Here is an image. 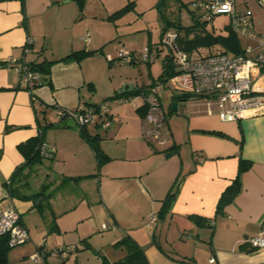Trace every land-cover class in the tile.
I'll list each match as a JSON object with an SVG mask.
<instances>
[{
  "label": "crops",
  "instance_id": "0c3cea01",
  "mask_svg": "<svg viewBox=\"0 0 264 264\" xmlns=\"http://www.w3.org/2000/svg\"><path fill=\"white\" fill-rule=\"evenodd\" d=\"M75 1L0 0V212L9 208L18 212L28 241L33 237L29 217L34 212L50 232L53 221L57 231H75L73 245L80 247L78 251L90 249L86 253L94 256L95 264H101L102 257L109 259L104 250L113 257L109 262L122 258L124 251L113 245L125 236L143 249L148 264H264V248L248 243L264 228V114L252 112L226 122L215 112L208 113L204 98L180 101L173 97L170 104H176V111L162 106L171 142L158 146L142 137V97L133 99L128 111L127 106L110 110L107 128L99 122L83 128L89 137H98L100 152L107 157L101 165L71 120L40 119L43 106L98 107L115 95L127 102L131 99L127 95L147 86L126 84L122 94H118L120 89L95 97L97 75L113 61L105 62L107 37L88 23L87 0L82 9ZM243 10L240 13L249 14L255 27L252 13ZM104 14L93 18L102 20ZM89 28L91 35L84 34ZM79 51L93 53L81 61H62ZM41 62H52L50 74L39 75L43 82L30 94L20 87L16 67ZM253 83L264 91V73ZM46 123L59 125L43 133L46 150L52 153V173L46 174L52 180V194L48 208L40 211L31 201L11 197L8 181L25 161L18 145L39 134ZM240 159L250 161L251 167L240 175V190L232 202L218 209L221 195L237 175ZM54 173L57 177H50ZM66 176L91 179L70 183L85 184L75 197L73 191L62 188L69 183L60 185ZM19 182L15 188H21L23 180ZM170 193L173 197L164 209ZM52 200L57 201V209ZM83 203L84 209L78 211ZM93 205L100 217L107 214V229L102 228L104 223L98 225ZM153 215L154 223L150 221ZM104 231V242L96 245L94 240ZM71 255L68 263L81 264L79 254ZM43 263L47 264L45 257Z\"/></svg>",
  "mask_w": 264,
  "mask_h": 264
},
{
  "label": "rangeland",
  "instance_id": "374dc122",
  "mask_svg": "<svg viewBox=\"0 0 264 264\" xmlns=\"http://www.w3.org/2000/svg\"><path fill=\"white\" fill-rule=\"evenodd\" d=\"M194 1L196 0H87V3L84 2L86 4L84 13L89 19V25L92 26V28L96 25L95 31L97 33H102L103 36L105 35L107 37V42L103 46V48L107 47V49H109L108 51L103 52L105 54V62H108L106 54H110L114 58L112 66L109 67L105 65V68L97 75V85L95 92V95L97 96L95 97H101L107 94L111 95L114 91L118 92L126 84H136L138 87H141L144 84L149 86L159 79L160 75L162 74L163 59L167 53V49L160 44L162 28L164 26H167L168 30L170 31H176L179 34V37L183 39H194L196 36H201L204 34H211L215 37L219 33H225L224 26L227 25V18L224 16H217L212 22L203 24L204 20L199 18L197 11H195V8L193 7ZM236 6L238 12H244L245 10L243 9H246L252 13L253 21H255V27H253L255 28V33H264V21H262L264 20V9L259 6L257 0H236ZM123 8H126V10L123 11L119 16L115 18L111 17L116 11H119ZM101 14H104L102 20H96L93 18L94 15L100 16ZM194 14L196 17H194ZM177 22L180 24L179 29L173 26V23ZM168 23L169 25H167ZM67 31L69 32V29H67ZM187 31L190 32L187 34ZM87 32L90 35L92 33L90 28L85 30L84 34ZM240 40L242 45L247 44L246 40ZM155 45H160V52L158 53L159 56H157L155 61L151 64L143 62L140 59V55L144 48ZM121 50L133 52L136 61L129 64L118 60L117 56ZM221 51H223L222 46L220 44L214 43L210 45H201L198 48L192 50L191 53H193L195 56H203L219 53ZM262 73H264V70H259L256 68L252 69L250 74L251 82H254ZM158 93L162 106L166 110H171L175 104H170L171 99L177 93L171 89L168 81L164 84L159 82ZM141 97L142 96L139 94L134 99L140 101ZM132 100V97L130 100H127V102H120L121 100L111 99L105 100L102 104H108L109 106L111 103H113L110 110L127 106L125 108L128 111V107L131 108L134 106V101ZM39 117L41 120H45L44 118L47 120L55 117L58 118L57 108L55 107L53 109L52 107L43 106L42 110L39 112ZM70 158L71 157H68L66 160L67 163L70 162ZM59 165H62V162H59ZM34 169L35 171L29 179L30 191H25L27 193L36 192L40 186V183L45 180L47 172L49 171L52 173V160L45 158L41 164H36ZM50 177L54 178L57 176L54 173L51 174ZM87 179L91 178H84L82 181H87ZM59 181H61V179H59ZM82 183L83 182H80L78 186H70L69 184L62 188L64 190L69 189L71 192L73 191V195L78 197L80 196V189L85 187V184ZM80 184H82V186H80ZM62 193L63 191H60V195ZM56 202L52 200L53 205L55 204V209H57ZM84 205V203L79 205L78 211L84 209ZM92 209L96 219H98V225L100 226L102 223L106 225L108 222L107 214L105 213L104 216L100 217L99 213L97 212L96 205H93ZM34 213H31V216L29 217L31 227L34 230L32 232L33 237L30 235V241L9 248L7 253L9 264L43 263L44 257H40L41 259L39 263L32 259V256L38 252L37 249L40 245L44 246L43 251L46 252L45 258L47 264H79L74 262L68 263L69 261L64 259L62 256L52 253L56 249H65L75 246L73 244H76L74 243V239L77 235L76 232H67L65 228L50 232L48 227L45 226L42 217L38 213L33 216ZM86 227L87 226L84 225L82 228ZM106 232L107 231L102 232V234H100V236L94 240L96 245H98L100 241L104 242L102 240V235H104ZM106 250H109V248ZM86 251H90V249L80 250L75 253L71 252L70 255L72 253H74L72 255H75L76 253L79 254L80 256L78 261L81 262V264H95L94 256L86 253ZM103 252V254L109 258L108 260L113 259L112 256L108 255L107 251L104 250Z\"/></svg>",
  "mask_w": 264,
  "mask_h": 264
},
{
  "label": "built area",
  "instance_id": "2783aa9c",
  "mask_svg": "<svg viewBox=\"0 0 264 264\" xmlns=\"http://www.w3.org/2000/svg\"><path fill=\"white\" fill-rule=\"evenodd\" d=\"M264 9V0L259 1ZM193 7L199 18L204 22H212L217 16H226L231 31L244 39L247 44L242 46L240 54L224 53L195 56L185 52L178 45L176 31H166L161 37L160 44L167 49L172 61L174 74L168 79L171 89L177 94H188L202 97L205 100L208 113H216L222 121L234 122L249 113L264 114V91L251 82L252 69L264 70V33L254 32L252 19L247 13L236 10V0H196ZM160 45L145 47L140 59L145 63H153L157 58ZM108 61L113 58L108 56ZM124 63L136 61L133 52L121 50L117 56ZM19 85L28 93L41 85L37 72L26 65H17ZM159 82H153L141 91L144 114L142 117V135L148 142L164 146L171 142L162 104L158 93ZM133 99L135 97H132ZM57 116L67 117L79 128L97 123L103 128L110 125V108L108 104L98 107H77L76 109L57 108ZM41 153L47 156L49 152L43 143ZM156 221L153 215L150 219ZM107 229V225L102 226ZM0 235L9 237V247L25 243L29 240L27 229L21 224L18 212L14 208L0 212ZM255 249L264 248V228L248 241ZM78 247L72 246L59 249V254L67 258L68 254ZM44 251L40 248L32 256L40 262ZM211 263L214 259L209 260Z\"/></svg>",
  "mask_w": 264,
  "mask_h": 264
},
{
  "label": "trees",
  "instance_id": "16d2710c",
  "mask_svg": "<svg viewBox=\"0 0 264 264\" xmlns=\"http://www.w3.org/2000/svg\"><path fill=\"white\" fill-rule=\"evenodd\" d=\"M78 4H79V8L82 9L83 8V0H77ZM126 8H123L119 11H116L111 17L115 18L117 16H119L123 11H125ZM194 17H196V15L194 14ZM199 21V20H198ZM206 22H204L203 24H205ZM171 24V23H170ZM169 25V23L167 24ZM173 26H175L177 29H179L180 24L177 23H173ZM195 27V26H192ZM191 27V28H192ZM225 29V33H219L217 34L215 37L211 34H204L201 36H196L194 39H183L181 37H179L178 34V45L180 47V49H182L185 52H189L191 53L192 50L198 48L201 45H210V44H220L223 48V52L224 53H232V54H240L242 52V43L241 40L239 39V37H237L230 29L229 25L227 24L226 26H224ZM190 30V29H187ZM168 31V27L164 26L162 28V36L164 35V33ZM190 31H187V34ZM161 36V37H162ZM147 47H151V46H147ZM158 52H160V49L158 50ZM93 53V52H90ZM84 51H79V52H74L69 54L68 56H66L65 58L62 59V61H81L86 55L90 54ZM157 56H159V54L157 53ZM114 61V59L112 60ZM52 62H41L39 64H33L31 65V69L35 72H37L40 76H48L50 74V66H51ZM174 74L173 71V65H172V61L168 55V53H166L164 59H163V63H162V74L160 75L159 79H157L155 82H160V83H165L168 81V79ZM43 79V78H42ZM41 79V84L43 82V80ZM143 90V88H140L138 90H135L133 92H131L129 95H127L125 98H129L130 97H136L137 95H139L141 93V91ZM174 99L176 100H188L190 98H202V97H195L192 95H188V94H176L173 96ZM119 99L122 98L120 95H115L114 97H111L109 99L106 100H110V99ZM165 119H166V115L164 113ZM59 122H62L64 119H67V117H60L58 118ZM59 124H53V123H46L44 125L41 126V131L39 132V134H37L34 137H31L29 139H27L25 142H22L18 145L19 150L23 153L24 156V163H23V168L27 169L26 173L22 172V167L18 168L17 170L14 171L11 179L8 181V184L10 185L9 187V195L13 198H19L21 200H25V201H31L34 203V206L36 209L43 211L44 209L48 208V201L51 197L52 192L50 191L51 188V184H52V180H49L48 175H46L45 177V181H43V183L40 185L39 189L37 192L35 193H31V194H27V192L25 191H30V183H29V179L32 176V174L34 173L35 169L34 166L36 164H41L44 158H48V159H52V153L49 152V154L47 156H43L41 153V145L43 144V133L45 130L49 129V128H53L56 127ZM84 127L80 128L81 131V136L87 140L89 142V144L92 147V150L94 151L96 160L98 165H101L106 159L107 157H105L101 152L100 149L97 145V138L98 137H89L88 135H86L85 131L83 130ZM211 134L220 136V137H226L225 135L219 133V132H211ZM251 167V162L250 161H246L243 159L239 160V164H238V170H237V175L234 178V180L232 181V183L225 189V191L223 192V194L221 195L219 201H218V209H222L225 205L229 204L230 202H232V200L234 199V197L236 196V194L239 192L240 190V181H239V177L243 172H246L247 170H249ZM84 178H89V176H85V177H62V181L60 183L64 184V182L67 183H71V184H78V181L84 179ZM23 180L22 186L21 188L16 187L15 188V184L16 183H20L19 181ZM59 186V185H58ZM22 190V191H21ZM173 194H168V196L166 197L165 201H164V209L165 207L168 206L170 200L172 199ZM56 224L53 221L52 223V231L56 230ZM8 241H9V237L6 235H0V264H9L8 261V257H7V253L9 248L8 245ZM114 248L120 249L122 251H124V256L122 258H120L117 261L114 262H109L108 260L105 259V257H102V262L101 264H148V261L144 255V251L143 249L137 245V243L130 238L129 236H125L124 238H122L120 241H118L115 245H113ZM44 250V246L40 245L38 247L39 249ZM80 249V247H78L75 251H78ZM52 253L61 256V254H59V249H56L55 251H53ZM46 252L44 251V257H45ZM49 254V253H47ZM66 259V258H64Z\"/></svg>",
  "mask_w": 264,
  "mask_h": 264
},
{
  "label": "water",
  "instance_id": "95a60500",
  "mask_svg": "<svg viewBox=\"0 0 264 264\" xmlns=\"http://www.w3.org/2000/svg\"><path fill=\"white\" fill-rule=\"evenodd\" d=\"M130 88H131V87H129V90H130ZM125 91H126V90H125V86H123V88L119 91L118 94H122V93H124ZM172 110H173V111H176V104L173 105Z\"/></svg>",
  "mask_w": 264,
  "mask_h": 264
}]
</instances>
